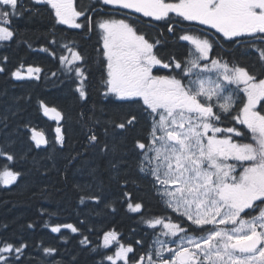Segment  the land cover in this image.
<instances>
[{"label":"snow or ice","instance_id":"snow-or-ice-1","mask_svg":"<svg viewBox=\"0 0 264 264\" xmlns=\"http://www.w3.org/2000/svg\"><path fill=\"white\" fill-rule=\"evenodd\" d=\"M35 2L50 5L59 24L100 30L106 58V94L130 106L115 127L127 130L137 124L138 116L131 106L139 105L152 117L149 143L136 141V147L143 150L140 171L153 178L154 186L158 185L156 191L166 198L168 206L186 216L192 225L213 226L206 234L197 236L178 223L162 218L148 220L146 223L152 227L162 224L167 230L164 235L178 237L169 242L176 247H166L165 242L157 240L159 247L155 252L142 255L134 264H143L145 259L148 264H264V78H258L246 66L222 58L211 59V67L208 63L201 65L200 61L208 60L217 42L208 36L185 32L179 39L189 41L198 55L183 61L175 56L165 60L157 52L161 40L150 39L139 31L131 15L123 19L109 15L94 21L88 15L94 9H78L75 0ZM102 3L163 22L168 32H174L175 27L170 14L208 26L220 34L218 39L245 43L255 49L259 62L264 64V0H102ZM23 12L20 0H0V41L14 37L12 18L22 16ZM81 17L82 23L78 22ZM69 51L72 59L61 57L62 62L72 64L83 59L78 51L71 48ZM156 66L180 69V78L154 75ZM21 68L23 65L12 73L17 79L39 78L40 68L30 65L26 72ZM74 70L82 78L77 89L79 95L86 98L82 86L85 72L80 67ZM3 71L0 67V72ZM213 72L215 79L208 75ZM185 78H189L187 83ZM231 85L246 96L233 119L250 131L252 142H236L233 136L243 137L241 131L218 126L222 123L221 114L230 113L234 104L233 95H225ZM213 97L216 103L212 102ZM257 105H261V110H257ZM40 106L45 116L57 122L63 120L57 108L43 101ZM217 107L219 112L214 111ZM54 131L55 141L63 145L65 135L59 123ZM89 139L96 142L97 136L93 134ZM31 140L37 147L48 144L44 132L35 128L31 129ZM0 155L14 159L4 152ZM237 167L241 169L238 175ZM19 175L5 167L0 171V183L12 184ZM128 207L139 211L142 204L129 203ZM246 210L256 214L249 215ZM61 227L78 231L71 224L53 226L51 231L60 232ZM116 237L115 231L105 233L104 244L112 243ZM25 247L5 243L0 253L10 256L13 252L21 253ZM133 251L131 246L120 245L107 259L113 262L123 259L127 264L128 253ZM164 252L169 254L167 258ZM153 255L158 259H153ZM9 256L0 255V261L9 264Z\"/></svg>","mask_w":264,"mask_h":264},{"label":"trees","instance_id":"trees-1","mask_svg":"<svg viewBox=\"0 0 264 264\" xmlns=\"http://www.w3.org/2000/svg\"><path fill=\"white\" fill-rule=\"evenodd\" d=\"M78 2L79 8L94 9L88 13L94 21L109 15L120 19L131 15L139 31L161 40L157 52L165 60L169 56L181 61L188 58V45L179 39L183 33L208 35L202 27L175 14H170L174 32H168L163 22L152 18L98 1ZM20 3L23 15L11 21L15 35L0 43V67L5 69L0 72V152L14 157L8 160L0 155V171L8 167L20 173L12 184L0 183V246L26 247L21 253L0 255L9 256V264H125L124 260L107 259L114 246L103 243L104 234L115 231L119 243L135 246L130 257L134 258L156 235L157 227L146 221L173 214L162 202L153 178L140 171L143 150L136 147V141L148 144L152 117L139 105L131 106L137 124L127 130L115 127L130 106L106 94V58L98 28H70L56 22L47 4ZM219 36L211 37L217 41L211 56L225 57L263 76L264 64L253 48L235 46ZM66 45L76 48L83 59L71 65L63 63L60 57ZM21 65L39 67V78L15 79L12 73ZM76 67L85 72L82 86L86 98L77 90L82 78ZM176 72L181 70H153L155 75ZM41 101L63 114L59 123L65 135L63 145L55 141L58 123L44 115ZM33 128L45 133L47 145H35ZM93 134L96 142L89 139ZM129 203H141L142 208L132 211ZM67 224L78 231L66 227L51 231L53 226ZM49 248L55 251L46 252Z\"/></svg>","mask_w":264,"mask_h":264},{"label":"flooded vegetation","instance_id":"flooded-vegetation-1","mask_svg":"<svg viewBox=\"0 0 264 264\" xmlns=\"http://www.w3.org/2000/svg\"><path fill=\"white\" fill-rule=\"evenodd\" d=\"M75 3L77 5L79 3L78 0H75ZM78 9H79V7H78ZM81 20H83V17L81 18ZM224 41H227V40H224ZM242 44H245V43H241V44H235L234 43L233 45L236 46V45H242ZM254 51L256 52L255 49H254ZM213 58H222V60H225L226 59L225 57H221V56L216 57V56H211V54H210V56L208 58V61H209L210 65H211V59H213ZM261 75H263V76L260 77L258 75V78H264V72ZM236 88H237L236 85L229 86L226 94H232L233 95V99H234L233 107L234 108H238V110H239V108H241L243 106V102H246V96H245V94L242 91L236 90ZM236 115L237 114L229 115V117H227L228 119L225 118V116H223L222 128L236 127L239 131H241L244 134L243 137H235V136H233V139L236 142H239V143H249V142H252L250 131L245 126L239 124L237 121H235L233 119V117H235ZM229 162L230 163H234V161H229ZM239 171H241V169L239 167H237V172H236L237 175H238ZM246 212H248L249 215H255L256 214V212H254L252 210H246ZM164 219H165L166 222L167 221H171L173 223H178L181 227H183L185 229H188L190 232H194L195 235H197V236L204 235L209 230H211L213 228V226H211V225H207V226H203V227H197L195 225H192V222L189 221L186 216H181V215H177L176 216V215L172 214L171 217H167V218H164ZM165 231H167V230L163 228V225L162 224H160V226L157 229V237L160 240H162L163 242H165V246L166 247L175 248L176 245L173 244V243H169V242L170 241H173V240H176L178 237L166 236V235L163 234ZM179 235H182V234H178V236ZM136 246L140 247L141 244L140 243H137ZM131 247L133 249L135 248V246H133V245H131ZM158 247H159V244L158 243L156 244V246H155V243L153 245L146 244L145 247H144V249L142 250V252H139L134 258H130L133 255L134 251L132 253H128L127 264H134V262L136 260H139V258L142 255H145L146 253H148L150 251L154 253L155 250ZM163 255H164L165 258H167L169 254L167 252H164ZM153 259H158V258L153 255ZM143 264H148L147 259H145L143 261Z\"/></svg>","mask_w":264,"mask_h":264},{"label":"rangeland","instance_id":"rangeland-1","mask_svg":"<svg viewBox=\"0 0 264 264\" xmlns=\"http://www.w3.org/2000/svg\"><path fill=\"white\" fill-rule=\"evenodd\" d=\"M112 6V5H111ZM116 7V6H115ZM132 11V10H131ZM137 14H140V15H142V13H137ZM78 22H79V20H78ZM69 26V25H68ZM203 26H205V25H203ZM206 27H208V26H206ZM209 28V27H208ZM188 43H189V45H190V58H194L195 57V55H198L196 52H195V47L189 42V41H187ZM69 48H71L73 51H76L75 50V48L74 47H72V46H70V47H68L66 50H65V52L62 54V56L61 57H67L68 58V60H71L72 59V53L69 51ZM189 58V59H190ZM75 62H78V61H74L72 64H74ZM66 65H71V64H69V63H67V62H64ZM26 69H27V67H23V68H21V71H25L26 72ZM37 75H39V73L37 74ZM208 75H211V77H212V79H215L216 77H215V74L214 73H208ZM33 77H36V76H32V77H28V76H25L24 78H33ZM14 78H16V77H14ZM191 78H193V77H191ZM17 79V78H16ZM150 139H151V137H150ZM166 199V198H165ZM168 205V204H167ZM180 213V212H179ZM155 226H160V224L159 225H155ZM155 236V235H154ZM116 240H117V237H116V239L115 240H113L112 241V243H110V244H108V245H112V244H114L115 242H116ZM157 240H159V241H162V240H160L158 237H156L154 240H152V244H154L155 243V246H156V241ZM103 243H104V239H103ZM107 245V246H108ZM0 247H3V246H0ZM119 248V247H118ZM1 254H6V253H1Z\"/></svg>","mask_w":264,"mask_h":264}]
</instances>
